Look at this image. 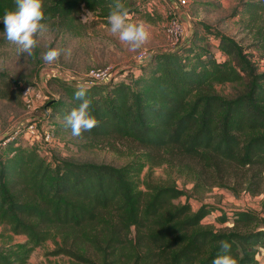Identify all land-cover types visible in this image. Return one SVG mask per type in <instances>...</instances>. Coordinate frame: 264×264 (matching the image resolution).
Here are the masks:
<instances>
[{"label": "trees", "instance_id": "16d2710c", "mask_svg": "<svg viewBox=\"0 0 264 264\" xmlns=\"http://www.w3.org/2000/svg\"><path fill=\"white\" fill-rule=\"evenodd\" d=\"M114 2L44 0L46 22L70 29L83 10L108 16ZM121 2L138 11L135 0ZM15 7V0H0V40L3 16ZM216 36L219 56L193 29L187 42L152 52L137 73L123 69L121 79L79 84L50 77L62 94L46 101L49 121L65 120L79 106L75 92L83 85L99 124L81 138L125 140L144 151L116 166L52 156L22 134L7 141L0 147V223L27 240L0 246V264H25L34 247L55 236L60 241L50 254L70 264H212L223 254L221 241L238 264H261L264 229H246L259 222L257 214L213 203L192 210L187 197L176 201L186 196L176 186L146 181L141 189L135 180L146 163L169 160L192 170L198 185L264 193V70L236 40ZM228 83L230 94L217 90ZM213 213L232 226H204Z\"/></svg>", "mask_w": 264, "mask_h": 264}, {"label": "rangeland", "instance_id": "374dc122", "mask_svg": "<svg viewBox=\"0 0 264 264\" xmlns=\"http://www.w3.org/2000/svg\"><path fill=\"white\" fill-rule=\"evenodd\" d=\"M179 1L135 0L138 11L130 13V20H143L151 26L152 31L150 40L135 51L121 43L118 35L110 33L108 16L87 10L81 12L70 29L52 21L46 22L48 31L37 37L38 44L32 55L20 53L18 46L9 43L3 36V40H0V143L14 129L24 130L26 121L32 119L36 121L35 138L28 135L22 136V140L40 144L52 156L116 166L135 159L138 153L144 151L143 148L125 140L103 139L89 142L81 136L74 137L71 129L63 126L65 120L62 118L56 117L53 122L49 121L46 102L28 109L23 103L21 89L24 85L34 84L45 96L44 101H51L52 97L62 94L58 84L49 83L51 76L79 82L91 69L109 66L120 79L126 75L124 72L119 76L125 68L137 73L139 53L149 57L152 52L168 50L164 30L172 15L188 22L187 25H191L192 30H197L204 38L203 43L208 42L212 53L219 56L215 47L217 40L213 37L223 34L245 47L246 52L252 54L258 70H264L263 0H186L184 6L179 5ZM257 5L262 8L250 9ZM183 40L182 37L180 45L185 43ZM50 48H60L63 52L57 61L48 64L43 56ZM233 86L228 83L217 86V90L230 94ZM46 132L50 134L51 140L45 136ZM135 180L141 189H145L146 181L176 186L186 193V196L176 201L183 203L187 197L192 210L202 203H213L225 211L249 210L257 214L259 222L246 229H264V193L251 195L240 191L235 194L209 181L198 185L192 170L177 161L169 160L157 165L146 163ZM216 215L217 213L208 215L202 224L215 230L232 226L228 221H218ZM26 240V235L15 234L8 225L0 223V246L23 243ZM55 241H60V238L55 236L34 247L25 264H70L68 257L50 254L55 248ZM256 257L264 264V249H260Z\"/></svg>", "mask_w": 264, "mask_h": 264}, {"label": "clouds", "instance_id": "9594fccd", "mask_svg": "<svg viewBox=\"0 0 264 264\" xmlns=\"http://www.w3.org/2000/svg\"><path fill=\"white\" fill-rule=\"evenodd\" d=\"M15 9L7 11L3 16L4 37L9 43L18 46L22 54L32 55L37 47L39 35L48 31L44 11V0H15ZM110 25V33L118 35L121 43L129 46L135 51L144 46L151 38V26L143 21H131L128 8L121 2L115 0L107 17ZM63 49L50 48L43 56L46 63L57 61ZM88 88L81 85L75 92V99L81 101L66 117V126L71 129L74 137H80L85 132L98 126L99 121L93 116L89 109L91 101L87 99ZM231 245L221 241V252L212 261V264H238V261L230 254Z\"/></svg>", "mask_w": 264, "mask_h": 264}, {"label": "built area", "instance_id": "2783aa9c", "mask_svg": "<svg viewBox=\"0 0 264 264\" xmlns=\"http://www.w3.org/2000/svg\"><path fill=\"white\" fill-rule=\"evenodd\" d=\"M185 4H186V0L179 1V5L184 6ZM164 34L167 41L168 50H173L174 48L178 47L184 35V27L181 19L176 15H172L167 22V25L164 30ZM146 58L147 57L144 53H139L137 56V61L138 63H142L146 60ZM113 77H115V73L113 72V69L109 66L104 68L91 69L86 73L85 78L81 80L82 82L81 81L78 82L75 81L74 79L71 80L67 78L66 80L72 83H79V84L84 82L102 83L112 79ZM21 97L24 105L28 109H33L38 104H45L46 102L44 101L46 98L43 95L42 91L39 89V87H37L34 84L24 85L21 89ZM35 124H36L35 120L32 119L27 120L25 129L24 130H21L19 128L14 129L10 133V135H8L5 139H3V141L0 143V147L5 145L7 141L14 139L18 134H22L25 137L30 135L31 138H35V134L37 132ZM45 136L49 140L52 139L50 137V134L47 132L45 133Z\"/></svg>", "mask_w": 264, "mask_h": 264}, {"label": "crops", "instance_id": "0c3cea01", "mask_svg": "<svg viewBox=\"0 0 264 264\" xmlns=\"http://www.w3.org/2000/svg\"><path fill=\"white\" fill-rule=\"evenodd\" d=\"M187 23L188 22H186V21L185 22L182 21V24H183V27H184V35H183V39H184L183 41L184 42H187L189 40L191 32H192L191 25H187ZM147 58H146V60H147ZM137 66H138V63H137Z\"/></svg>", "mask_w": 264, "mask_h": 264}, {"label": "water", "instance_id": "95a60500", "mask_svg": "<svg viewBox=\"0 0 264 264\" xmlns=\"http://www.w3.org/2000/svg\"><path fill=\"white\" fill-rule=\"evenodd\" d=\"M52 101H49L47 104L51 103Z\"/></svg>", "mask_w": 264, "mask_h": 264}]
</instances>
